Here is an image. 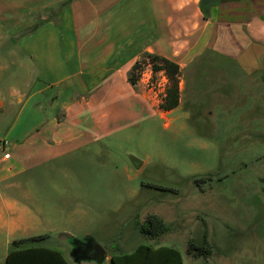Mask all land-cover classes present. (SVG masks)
I'll list each match as a JSON object with an SVG mask.
<instances>
[{"label":"crops","instance_id":"crops-1","mask_svg":"<svg viewBox=\"0 0 264 264\" xmlns=\"http://www.w3.org/2000/svg\"><path fill=\"white\" fill-rule=\"evenodd\" d=\"M149 54L180 66V103L171 110L160 108L164 92L130 79ZM209 54L232 58L243 78L263 88L264 0H0V131L12 154L4 160L0 147V264L11 249L33 246L58 249L71 264L91 261L67 250L70 232L60 246L46 243L65 225L68 190L43 185L53 173L34 171L28 159L92 143L97 133L122 128L126 116H165L183 98L192 105L202 88L187 92V73L202 78ZM89 209L72 214L93 221Z\"/></svg>","mask_w":264,"mask_h":264},{"label":"rangeland","instance_id":"rangeland-1","mask_svg":"<svg viewBox=\"0 0 264 264\" xmlns=\"http://www.w3.org/2000/svg\"><path fill=\"white\" fill-rule=\"evenodd\" d=\"M206 59L202 78L187 73V92L202 88L192 105L183 98L165 116L153 110L126 116L122 128L97 133L92 143L74 150L63 145L62 155L50 159L40 153L28 159L34 171L53 173L43 185L68 190L65 225L49 232L47 244L60 246L61 234L70 232L91 234L108 254L144 243L175 247L187 264H264V87L254 88L230 57ZM141 83L150 90L145 78ZM131 155L144 161L141 168ZM88 207L93 221L72 214ZM150 214L169 227L158 239L139 229ZM192 240L206 241L212 253L192 259ZM66 247L73 249L69 238Z\"/></svg>","mask_w":264,"mask_h":264},{"label":"trees","instance_id":"trees-1","mask_svg":"<svg viewBox=\"0 0 264 264\" xmlns=\"http://www.w3.org/2000/svg\"><path fill=\"white\" fill-rule=\"evenodd\" d=\"M133 66L130 79L133 83L141 78V71L144 66L150 62L154 72L164 71L168 77L165 96L160 103V108L163 110H171L180 103V66L158 55H147ZM140 232L145 237L150 239H158L165 234L169 227L163 219L156 215L150 214L143 223H140ZM46 235L34 236L26 239L15 240L13 245L18 246L25 241H38L45 238ZM73 244L72 254L76 260L83 257L75 256L76 249L85 244L93 245L94 238L91 235L85 238H78L73 235H68ZM187 253L192 259L199 257H208L212 253V247L209 243H196L190 241ZM112 264H187L183 258L182 252L172 246L162 245L154 247L149 244H139L132 252L117 253L111 257ZM7 264H71L69 263L62 252L58 249L33 246L28 248H13L9 251Z\"/></svg>","mask_w":264,"mask_h":264},{"label":"built area","instance_id":"built-area-1","mask_svg":"<svg viewBox=\"0 0 264 264\" xmlns=\"http://www.w3.org/2000/svg\"><path fill=\"white\" fill-rule=\"evenodd\" d=\"M141 80L145 78V82L148 84L150 91L152 92H164L166 91L167 80L163 73L154 72L153 66L150 62H148L144 68L142 69ZM161 77V78H160ZM162 90H161V89ZM8 143L6 137L0 134V147L3 149V159L10 160L12 158V154L10 151L5 150V147Z\"/></svg>","mask_w":264,"mask_h":264},{"label":"water","instance_id":"water-1","mask_svg":"<svg viewBox=\"0 0 264 264\" xmlns=\"http://www.w3.org/2000/svg\"><path fill=\"white\" fill-rule=\"evenodd\" d=\"M130 160L136 168H141V166L144 164L143 160H141L140 158H138L134 155L130 156ZM91 250H92V253L90 254V256L86 257V258L83 257V259H91V260H95L97 262H102L106 259L107 251L100 244L94 243L91 247Z\"/></svg>","mask_w":264,"mask_h":264},{"label":"flooded vegetation","instance_id":"flooded-vegetation-1","mask_svg":"<svg viewBox=\"0 0 264 264\" xmlns=\"http://www.w3.org/2000/svg\"><path fill=\"white\" fill-rule=\"evenodd\" d=\"M91 247L92 245L90 244L79 246L75 251V256H80V257L88 256L89 254L92 253Z\"/></svg>","mask_w":264,"mask_h":264}]
</instances>
